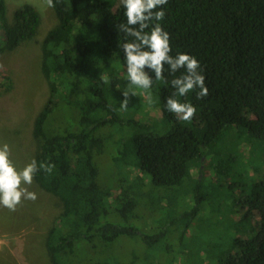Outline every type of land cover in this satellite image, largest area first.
<instances>
[{"label": "trees", "instance_id": "trees-1", "mask_svg": "<svg viewBox=\"0 0 264 264\" xmlns=\"http://www.w3.org/2000/svg\"><path fill=\"white\" fill-rule=\"evenodd\" d=\"M53 3L56 24L39 43L48 94L27 134V164L34 158L55 165L33 178L58 206L43 238L49 264H147L143 251L160 254V264L173 254L165 243L170 232H178L179 245L207 221L224 227L223 237L205 240L208 264H264V166L243 169L260 159L250 151L243 162L237 150L238 140L264 144V0H168L162 6L170 54L195 57L209 90L200 100L195 92L175 97L196 107L189 122L166 109L175 89L151 72L147 92L160 117L142 118L144 104L119 75L126 73L125 37L117 27L126 23L121 0ZM39 25L32 5L15 8L9 21L0 0V54L34 40ZM167 68L169 82L183 71ZM122 93L129 94L127 108H121ZM60 109L65 118L56 122ZM233 150V160L226 158ZM208 156L218 159L215 174L197 179L192 171L202 174ZM102 162L110 163L111 180H99ZM204 183L218 192H201ZM143 216L149 222H140ZM203 216L205 223L197 219ZM121 241L137 247L123 250Z\"/></svg>", "mask_w": 264, "mask_h": 264}, {"label": "rangeland", "instance_id": "rangeland-1", "mask_svg": "<svg viewBox=\"0 0 264 264\" xmlns=\"http://www.w3.org/2000/svg\"><path fill=\"white\" fill-rule=\"evenodd\" d=\"M5 1L9 21L12 18L14 9L23 4L32 5L40 14V25L34 40L0 54V145L7 143L10 146V159L17 170H20L27 164L31 154L27 134L31 127L32 118L44 104L48 94L46 82L39 71V43L46 31L56 24V18L52 8L46 5L45 0ZM119 75L126 80V83H129L125 72L122 71ZM128 86L134 87V90L137 91L134 95L136 102L144 104L141 113L142 118L147 121L158 119L160 116L157 109L151 104L152 96L149 95L150 93L141 91L142 89L130 83ZM66 112L69 114L70 110L67 109ZM63 113L62 109L56 111L54 114L56 122L65 118ZM237 144L238 155L240 154V160L243 162L249 158L250 151L252 157L260 159L257 163L252 162V167H244L243 169H259L260 162H263L262 166H264V144L253 143L249 147L244 145L247 143L241 140H238ZM223 150L224 148L220 149V151ZM234 154L233 150L232 153L227 154L226 158L233 160L232 157L236 156ZM130 155L128 164L133 169V158L132 154ZM217 157L220 158L218 155ZM217 160L214 156H208L205 161V171L201 174L194 168L193 175L197 179L212 178L215 174ZM236 166L234 165L233 168ZM99 169V180L105 177L107 180L111 178L110 169L112 167L110 163L102 162ZM207 185V183L202 185L201 192L206 190L211 195L218 192L214 184H209V187L205 189ZM27 187L29 191L36 193L37 199L35 201L22 200L15 211H9L7 208L0 206V264H49L48 257L45 254L43 238L49 222L58 212V206L53 198L38 191L34 184ZM197 219L203 221V223L207 221L206 216ZM139 221L147 223L149 219L143 216ZM214 229L215 232L211 234ZM178 235V232L172 231L166 236L165 243L172 246L173 254L168 256L165 254L166 259L163 263L159 262L160 264H208L211 257L208 256L210 253H208L205 240L209 236L223 237L224 227L218 229L207 221L204 224V230L190 231L179 245L177 244ZM124 242L121 241L120 245ZM123 247V250H127L136 248L137 245L126 241ZM106 250H114V246L104 248V255ZM140 256L147 264H158L156 256L157 261L160 259V254L148 251H143ZM80 257L83 259L87 257V254L84 253Z\"/></svg>", "mask_w": 264, "mask_h": 264}, {"label": "clouds", "instance_id": "clouds-1", "mask_svg": "<svg viewBox=\"0 0 264 264\" xmlns=\"http://www.w3.org/2000/svg\"><path fill=\"white\" fill-rule=\"evenodd\" d=\"M167 2L168 0H121L126 17V23L117 26L125 37L121 49L129 83L147 92L153 84V75H149V72L154 74L155 80L170 83L175 92L166 99L165 107L179 120L189 122L196 114V107L175 97L195 92L196 99L200 100L209 95V90L205 86L201 65L195 57L184 53H177L175 57L170 54V37L160 24L165 17L162 6ZM45 3L50 8L56 6L53 0H45ZM165 65L168 66L169 74L183 70L182 74L167 81L164 75ZM104 82H108L107 77ZM122 95L124 99L120 102L121 108H127L129 94ZM10 154L11 149L7 143L0 145V206L15 211L22 200L37 199L36 193L29 191L27 187L33 184L36 173L40 170L51 173L55 165L43 162L38 164L33 158L22 169L17 170Z\"/></svg>", "mask_w": 264, "mask_h": 264}]
</instances>
